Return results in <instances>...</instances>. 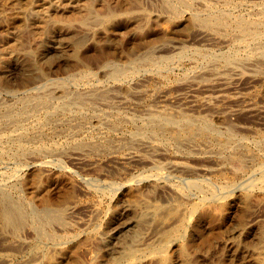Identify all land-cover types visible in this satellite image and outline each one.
Returning a JSON list of instances; mask_svg holds the SVG:
<instances>
[{
  "label": "rangeland",
  "instance_id": "obj_1",
  "mask_svg": "<svg viewBox=\"0 0 264 264\" xmlns=\"http://www.w3.org/2000/svg\"><path fill=\"white\" fill-rule=\"evenodd\" d=\"M128 1L0 0V264H264V0Z\"/></svg>",
  "mask_w": 264,
  "mask_h": 264
},
{
  "label": "bare ground",
  "instance_id": "obj_2",
  "mask_svg": "<svg viewBox=\"0 0 264 264\" xmlns=\"http://www.w3.org/2000/svg\"><path fill=\"white\" fill-rule=\"evenodd\" d=\"M96 1V0H95ZM129 1H131L129 4L130 5H132V4H134V6L137 4L138 5V3H136V1L135 0H129ZM128 1V2H129ZM168 1H170V0H168ZM174 2H169L168 3V7L169 8H172L173 6L174 7H176V5L174 4V3H176L178 6L179 5H185V7L187 6L186 4V1L185 0H173ZM81 2V1H80ZM89 2V1H88ZM91 2V1H90ZM89 2V3H90ZM104 2H106V1H104ZM140 2V1H139ZM166 2V1H165ZM34 3V2H33ZM76 3V2H75ZM84 3V2H83ZM86 3V2H85ZM87 4V3H86ZM103 4V3H102ZM110 4V3H109ZM112 4V3H111ZM128 4V5H129ZM166 4V3H165ZM15 5V4H14ZM114 5V4H113ZM21 6V5H20ZM117 6H120V5H117ZM192 6V5H191ZM190 6V7H191ZM92 7V6H91ZM91 7L90 6H88V10L90 11L91 10ZM115 7H116V5H114V6H110V5H106V4H104V5H100V7L98 8V9H96L95 10V12H96V14L97 15H112L113 13H114V11H115ZM167 7V8H168ZM129 8V7H128ZM73 9V8H72ZM87 9H86V11H87ZM116 9H117V7H116ZM123 9V8H122ZM173 9V8H172ZM178 9V8H177ZM93 11V10H92ZM119 11V10H118ZM173 12L175 11V9H173L172 10ZM18 12V11H17ZM117 12V11H116ZM176 12V11H175ZM87 13V12H86ZM94 13V12H93ZM15 14V13H14ZM17 14V13H16ZM59 14V13H58ZM84 14V13H83ZM207 14V13H206ZM220 14V13H219ZM17 15H19V14H17ZM62 15V14H61ZM71 15V14H70ZM80 15V14H79ZM200 15V14H199ZM262 15V14H261ZM12 16V15H11ZM82 16V15H81ZM247 17V16H246ZM71 18H73V17H71ZM86 18V17H85ZM90 18H94L93 16L92 17H90ZM98 18H100V17H98ZM226 18V17H225ZM80 19V18H79ZM95 19V18H94ZM66 20H67V18H66ZM70 20H72V19H70ZM199 20V22L200 23H202V24H205V25H214V24H222V25H225V26H227V27H230V26H236V28H239V30L241 29L242 31H247V33L248 32H250V35H251V33H257V32H259L258 30L259 29H251V30H249V27H248V25H247V22L246 21H242V18H240V20L238 19V20H234V22H227L226 20H223V17H221V16H219V15H209V16H204V17H199V19H197V21ZM244 20V19H243ZM247 20V19H246ZM63 21V20H62ZM86 21V20H85ZM95 21V20H94ZM100 21H101V19H100ZM110 22V21H109ZM257 22V21H256ZM107 23H108V21H107ZM253 24H254V22H252ZM105 25H107L108 26V24H105ZM219 25V26H220ZM106 26V27H107ZM261 26V25H260ZM256 28V27H255ZM246 33V34H247ZM258 34V33H257ZM124 35V34H123ZM253 35V34H252ZM131 41V40H130ZM65 48V47H64ZM139 48V47H138ZM102 50V49H101ZM106 50V49H105ZM92 51V50H91ZM67 52V51H66ZM85 52V51H84ZM99 52V54L97 53V51H96V53H95V51H94V54H96L97 56L96 57H98V55L100 56V58H101V56H104L103 55V53H100V51H98ZM102 52V51H101ZM130 52V51H129ZM88 53V52H87ZM104 54H106V53H104ZM83 55V54H82ZM86 56H88V55H90V54H85ZM107 55V54H106ZM108 56H110V55H108ZM119 56V55H118ZM84 57V56H83ZM93 57V56H92ZM95 57V58H96ZM90 58V57H89ZM99 57H98V59H100ZM86 59V58H85ZM103 59V58H102ZM102 59H100L101 61H103ZM25 60V59H24ZM99 60V61H100ZM108 60V59H107ZM27 61V60H26ZM98 61V60H97ZM105 62V61H104ZM132 64H133V62H132ZM71 65V64H70ZM66 66H68V65H66ZM139 66V65H138ZM19 67V66H18ZM128 67V66H127ZM70 68V67H69ZM76 68H77V66H76ZM121 68V67H120ZM71 69V68H70ZM117 69V68H116ZM19 70H20V72H22L23 73V71L25 70V67H23V66H20L19 67ZM121 70V69H120ZM68 71V70H67ZM115 71V70H114ZM120 73H121V71H120ZM114 74V73H113ZM32 76V75H31ZM7 77V76H6ZM4 79V78H3ZM26 82V81H25ZM224 84V83H223ZM222 84V85H223ZM219 89H221V87H219ZM239 89V88H238ZM199 99V98H198ZM249 111H251V113L252 114H254V115H257V117H258V119H261L263 122H264V107L262 106H255L254 108H250V107H248L247 108ZM263 122H261V123H263ZM264 124V123H263ZM132 155H128L127 157L129 158V157H131ZM133 158H134V156H132ZM127 160V159H126ZM130 161H131V159H129ZM128 160V161H129ZM129 169V168H128ZM7 211V210H6ZM11 213V212H10ZM168 215H169V213H168ZM118 221V220H117ZM121 221V220H120ZM178 221V220H177ZM125 225V224H124ZM116 226H117V224H116ZM119 226H120V224H119ZM115 228V227H114ZM119 228V227H118ZM121 229V228H120ZM119 229V230H120ZM124 229V228H123ZM115 230V229H114ZM122 230V229H121ZM117 232V231H116Z\"/></svg>",
  "mask_w": 264,
  "mask_h": 264
}]
</instances>
